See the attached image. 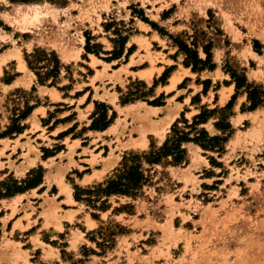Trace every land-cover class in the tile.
Segmentation results:
<instances>
[{
	"label": "rangeland",
	"instance_id": "rangeland-1",
	"mask_svg": "<svg viewBox=\"0 0 264 264\" xmlns=\"http://www.w3.org/2000/svg\"><path fill=\"white\" fill-rule=\"evenodd\" d=\"M157 1L39 0L34 3L13 4L9 0H0V133L6 132L19 114L34 105L35 100L47 104L46 100H59V96L64 100H72L77 95L85 94L88 100H94L96 105L90 125L105 113L106 119H109L112 113L108 109L113 112L118 110L123 115L122 120L116 121L113 127L115 145L110 143L107 148L108 159L116 162L113 167H104L105 174L89 178L81 185H77L74 180L76 174L84 171H71L66 175L67 186H59L60 193L68 195L69 187L73 196L74 185L84 188L102 182L111 175L125 154L147 151L150 143L160 146L171 125L180 118L182 110L185 111L188 107L189 100L197 101L196 105L187 110L190 113L184 114L189 121L199 113L200 107L213 109L211 103L217 96V88L229 84L234 86L230 75L225 73L228 67L237 69L238 72L243 70L248 82L264 88V79L262 83L254 81L256 76L252 69H256L255 63L249 59L251 51L262 54L264 47V0H183L180 3L175 0L178 3L168 8H163ZM33 15L36 16L34 20ZM143 18L177 38L178 42H185L190 48L194 37L198 57L202 60L205 58L202 47L210 43L214 72L205 70L191 75L178 86L181 90L173 100H165L166 95L159 91L160 85L165 83L169 71L175 65L184 66L185 55L178 51V47L168 36L159 34ZM131 22L147 24L162 38L159 43L150 44L142 38L136 42L143 51L141 57L148 61L145 65L154 67L160 61L161 64H169V67L150 83L130 77L124 84H110L113 91L110 95L104 80L100 78V82L95 84V79L99 77L92 75L97 64H102L101 61L107 62L106 58H110V53L117 59L122 56L125 58L127 52L123 46L121 53L118 34L126 37L130 33L145 35L143 27L138 30ZM86 38L90 46H95L90 51L97 56L85 52ZM34 50H42L46 54L54 52L60 63L56 78H48L43 84L38 82L35 73L28 68L25 61L26 56L33 54ZM165 52L168 53V58L163 55ZM25 65L27 70L23 67ZM48 65L45 61L38 64L39 67ZM20 71L23 77L16 83L19 87L9 91L4 84L21 74ZM45 72L46 70L39 71L41 77ZM140 77L147 79L141 74ZM31 80L33 84L26 88ZM146 81L149 82L150 79ZM204 82L208 85L206 92L203 91ZM142 84L145 85L144 92L154 85L153 96L129 102L127 104L137 102L138 107H130L127 112L121 111L120 99L129 92H134L136 88L141 90ZM115 93L119 98L116 104ZM160 94L164 96L162 106L166 104V107L158 114L152 112L153 115H147L143 111L149 105L146 101L150 102ZM244 95L246 94H239L235 100H241L240 97ZM183 97L188 100L185 105L174 104V101ZM224 98L222 94V99ZM247 107L248 103L243 102L232 109L229 122L233 134L224 144L221 154L203 152L197 145L192 146L189 143L185 145L187 164L168 166L165 169L157 166L156 174L152 177V186L144 187L142 195L132 201L131 215L120 213L110 216L112 209L119 205L112 197L111 208L100 213V220L94 226L88 221L89 218L92 219V210L87 209L83 203L76 206L61 204L60 208L54 205L53 208L43 211L42 216L45 218L50 212L56 227H59L61 220L71 219L69 215H60L65 214L63 210L74 208L79 211L76 219L58 234L53 229L41 228L37 224V216L33 215L36 225L23 235L12 234L11 239L17 241V246L21 247L18 241L24 243L26 239L23 236L30 234V242L42 247L32 249L30 257L19 264H69L70 259L86 260L85 264H220L218 260L229 251L244 252L242 254L251 259V264H264V105L258 107H262V111L254 115H239L246 112ZM179 108L182 110L175 119V114L169 119V113L166 119L163 118L164 111L173 110L176 113ZM53 116L54 114H50V117L42 121L49 124ZM113 122L114 120L111 124ZM213 122L215 120L211 118L200 127L205 128L210 135L218 134ZM27 124L20 122V126L25 125V129ZM30 127L33 131L39 128L35 119L30 120ZM119 127L122 128L120 132L117 131ZM127 127L129 130H126ZM46 130L41 129L40 137L43 139L46 138ZM14 134L16 133L5 138L13 137ZM30 135L31 133L23 138L24 143L16 140L10 154L5 155L2 150L0 153V183H10L9 180L17 181L18 185L25 180L35 183L40 181L37 169L42 168L41 184L45 182L49 188L47 187L43 199L36 197L34 191H29L38 188L37 193L40 194L45 189L41 184L25 191L30 192L24 207L29 209V214L25 215L27 222L32 213L42 209L39 204L41 201L45 199L46 202L54 204L59 200L56 187L49 186L50 180L45 174L48 167L36 165L23 174L26 168L22 166L19 170L16 166L17 162L27 160L30 154L44 158L45 151L51 152L60 145L52 142L51 146H45L42 139L30 138ZM10 144L11 142L5 141L4 148ZM211 157L215 163H211ZM161 171L164 173L161 174ZM0 192H4L2 185ZM129 201L126 198L119 199L120 204ZM4 207L6 204L0 203V212H3ZM48 224L46 218L45 225ZM116 225L123 229V233L115 236L113 249L104 250L102 253L89 238L100 242L97 235L99 226H109L111 231L118 233ZM88 233L91 235L87 236ZM29 247L32 246L28 243L23 245V248ZM83 247L94 250L97 254L85 258ZM61 250L66 252V257H61ZM19 259L15 258L12 264H18ZM0 264L5 263L0 261Z\"/></svg>",
	"mask_w": 264,
	"mask_h": 264
},
{
	"label": "crops",
	"instance_id": "crops-1",
	"mask_svg": "<svg viewBox=\"0 0 264 264\" xmlns=\"http://www.w3.org/2000/svg\"><path fill=\"white\" fill-rule=\"evenodd\" d=\"M181 1L183 0H178L179 3ZM176 2L177 1L175 0L157 1V3L162 4L163 8L172 7L173 5H175ZM131 24L135 26V28L138 30L140 27H143L145 29V35L138 33L132 35L130 33L127 35V40L124 44V50L125 52H127L126 49H128L130 46H134V49L132 50L131 54L128 55L127 58H124L122 56V58L120 57L119 59H115L110 62L101 61L102 64H97V69H95V73L92 75V77H96V76L99 77L95 79V84H98V82H100V78L104 80L106 84V88L110 95L113 93L111 87L109 86L110 84L112 85H120L121 83L124 84L125 81H128V78L130 77L133 79L142 80L145 83H150L154 79L159 77L167 67H169V64L166 63L161 64L162 62L160 61H157L154 67H151L150 65H145L146 63H148V61L142 58L143 51L136 42L138 40H141L142 38V39H146V41H148V43L150 44L151 42L159 43V41H162V38L156 31H153L147 24L143 22H133V23L131 22ZM155 53H157V51H155ZM167 54L168 53L166 52L163 53V55H165L166 57ZM249 59L253 61V63H255L256 69L251 68L252 72L256 76L254 81L257 83H262L264 79L263 77L264 47L262 49V54H257L251 51V56ZM172 63L175 64L174 61H172ZM112 66L114 68H112ZM23 67L26 68L27 70L26 65ZM214 70L207 72L213 73ZM20 72L21 74L19 73V75L14 77V79L11 80L9 83L4 84V86L7 87L9 91L15 90L16 88L19 87V85H17L16 83L23 77L22 71ZM1 74H2V68H1ZM140 74L142 76L147 77V79H150V81L147 82L146 81L147 79L145 80L142 77H140ZM195 74L197 73L191 72L190 68L175 65L169 71V75L166 78L165 83L160 85L159 91L166 95L165 100L167 101L173 100L176 96V93L181 90L178 86L183 82V80ZM32 84L33 81L31 80L26 88H30ZM46 89L49 90L50 88L46 87ZM216 92H217V96L214 100H212L211 106L224 107L230 101L231 94L234 93V86L229 84L221 88H217ZM56 93L59 95L58 91H56ZM115 94L116 95L114 99L115 100L114 104H116L119 100L118 94L117 93ZM222 94L223 97H225L224 99H222ZM240 98L241 100H234L232 109H234V106L239 107L243 102L246 103V95L241 96ZM186 99H187L186 97H183L181 100L174 101V104L183 106L185 105V101H188ZM93 101L94 100H88L85 94L77 95L72 100H64L63 97L61 98L59 96V100H46L47 104L40 103L38 100H35V102L33 103L34 107L32 108L30 114L27 116L25 121L23 120V123H28L27 124L28 127H26V129L23 130L22 133L14 134L13 137L0 138V153L2 150L3 153H5V155L10 154L9 152L12 151V148L14 147L13 144L15 143L16 140L24 143L23 138L29 135V133H31V135L29 136L30 138L32 137L39 140L42 139V144L45 146H51L52 142H58L60 144L59 146L63 148L52 156L41 158L40 155L36 156L30 154L28 155L27 160L17 162L16 166L18 167L19 170H21L22 166L26 168L23 174H25L29 169L35 167L36 165H41L44 168L48 167V170L47 169L45 170V174L48 175V178L50 180L49 186L52 187L54 185L56 187L57 189L56 196H59V200L55 201L54 204H52L50 201L46 202L45 199L41 201L39 204L42 206V209L36 210V213L35 212L32 213L29 222H27L25 215L29 214L28 211L29 209H25L24 207L26 206L25 201L27 197L28 196L30 197V192L19 193L8 198L0 199V203L3 202L6 204V207H4V210L2 212V216L0 217V261L2 263L12 264L15 258L19 257L20 258L18 260V264H19L20 262H22L23 259L25 258L28 259L30 257L29 253L31 252L32 249H40L42 247L38 244H33L32 242H30V239H32L30 234L27 236L26 235L23 236L26 239L24 243H20V241H18L19 244L22 245L21 247L17 246V241L11 239L12 234L23 235V233L27 232L29 229L31 230L34 227V225H36V222L34 223L33 215L37 216L38 219L37 224H40L41 228L53 229V231L57 234L61 233L64 227H67L69 224H71L74 221V219H76L79 211H77L74 208L63 210L65 214H60V215L61 216L69 215L71 219L61 220L59 227L54 226L50 217L51 215L50 212L46 214L45 218L44 216H42L43 211L53 208L54 205H58L60 208L61 204L67 206H71V205L76 206L78 204V202H76L73 199L71 189L69 187L68 189L70 193L68 195H66L63 192L61 193L59 192V186L61 185L67 186V184H65V180H66V175H68L69 172L79 169H82L84 171L79 175L76 174L74 180V182L77 185H81L82 182L88 180L89 178H93L95 176L105 174L106 171L103 168L109 166V169H111L113 165L116 163L108 159L109 152L107 148H109L108 145L110 143H112V146L115 145V141H114L115 135L113 134L114 132L113 127L116 125V121L122 120L123 115L118 110H114L115 113L117 114V118L114 119L113 124L109 125L105 130L89 129V125L91 123V116L95 109V105ZM187 106L188 107L186 108V110H188L190 107L193 106L191 105V100H189V104ZM130 107H138L137 102L131 104L119 105L120 110L123 112H127L128 109H130ZM164 107H166V104L164 106L146 105V108H144L143 111L147 115H153V113L155 112L156 114L161 112V110ZM261 109L262 107L252 111L239 113V115H241L242 117L245 116L247 117L248 115H254L256 112L262 111ZM108 110L110 111V113H112L110 109ZM181 110L182 109L179 108L176 113L173 110H171L170 112H168V110L167 112L164 111L165 116L163 118H165L166 115L169 113L167 115L169 119H171L172 115L174 114H175L174 116L175 119L179 115ZM182 111L184 112V114L190 113V111L187 112L184 110ZM194 111L197 112L195 109ZM50 114H54V116L52 117L53 118L52 121L49 124L43 122L42 120L47 117H50ZM31 119H35L36 124L39 126V128L35 129L34 131L33 129H31V127L29 128ZM151 120L154 121L153 119ZM42 128L47 129L44 133L46 136V138L44 139L40 137ZM121 130H122L121 127L117 129L118 132H120ZM126 130H129V127H127ZM5 141L11 142V144L7 148H4ZM192 146L195 145L192 144ZM112 148L113 147H111V150ZM5 167L6 165L4 166V168ZM40 186H44L45 188L44 191L41 192L40 194L37 193L38 188L31 189L29 191H34L36 193V197H38L39 199H43L44 194L49 187L45 184V182H43V184H41ZM0 211L2 210L0 209ZM46 218H47V222H49L47 226L45 225ZM88 221L92 222L94 226L97 225L96 220L89 218ZM25 243L30 244L32 247L23 248V245Z\"/></svg>",
	"mask_w": 264,
	"mask_h": 264
},
{
	"label": "trees",
	"instance_id": "trees-1",
	"mask_svg": "<svg viewBox=\"0 0 264 264\" xmlns=\"http://www.w3.org/2000/svg\"><path fill=\"white\" fill-rule=\"evenodd\" d=\"M39 0H9L10 3H34ZM145 23L149 24L154 30L158 31L162 36H168L175 45L178 47V51L182 52L185 55L183 65L186 68H190L193 73H201L205 70L212 71L215 69V65L211 60V45L210 43L202 47V52L205 55V58L202 60L198 57L197 45L195 38L191 42L190 48L185 42L177 41V38H173L167 32L162 29H159L158 26L152 22H149L145 18L142 19ZM106 28V26H105ZM120 49L122 53V48L127 40L126 35L121 36L118 34ZM90 48H95V46H90L88 38H86L84 50L86 53H93L97 56L95 52H91ZM133 46L130 47L126 53L125 58L131 54ZM109 54V53H105ZM110 58H106L107 62L117 59L113 57L110 53ZM27 66L32 70L40 84H43L48 78H56L59 73L60 63L58 58L51 52L46 54L42 50H34L33 54L26 56L25 59ZM45 61L48 66H38L39 62ZM51 68V69H49ZM46 70L43 77L39 74V71ZM225 73L230 75L231 83L234 84V94L232 95L230 101L224 107L215 106L213 109L208 110L207 106H202L199 108V113L194 115L189 121L184 117V112L181 113L180 118L175 120L171 125L170 131L167 134L165 140L160 146H155L153 143H150L149 149L141 153H127L125 154L118 166L112 171L111 175L108 176L105 180L100 183H95L91 186H86L81 188L77 185L73 186L74 194L73 198L78 203H83L87 209L92 210L91 217L92 219L99 221L100 213L106 212L111 208L110 198H115V203L119 204L118 207L112 209L110 216L118 215L120 213H126L131 215L133 212L132 201L136 200L139 196L142 195L143 188L147 186H152V177L156 174V167L160 166L162 169H165L168 166L178 167L181 165L187 164V151L185 148L186 144L192 143L197 145L203 152H216L221 154L224 150V144L233 134V128L229 122V118L232 116V106L233 102L239 94H246V103H248L247 111L255 110L256 108L264 105V88L260 85L250 83L247 81L244 71L240 72L237 69H231L228 67L225 69ZM186 81V80H185ZM206 83L209 82L206 81ZM203 83V91L206 92L208 85ZM53 85L52 83L50 84ZM154 85L147 91L144 92L145 85H141V90L135 89L134 92H129L126 97L121 98V104H127L135 100H145L148 97L153 96ZM164 96L160 94L158 97L154 98L152 101H146L149 105L153 106H162ZM197 101L194 99L191 100V105H196ZM96 105V104H95ZM30 106L26 108L25 112H22L17 116L13 121L11 127L7 128L6 132L0 133V138H5L10 136L13 133H22L25 129V125L20 126V122L25 120L30 114L32 108ZM187 112V110H185ZM213 118L214 129L218 134L210 135L209 132L200 126L207 124V122ZM115 119V112L112 111V114L109 119H106V113L98 120H93L92 124L89 126V129L95 130H105ZM63 149L61 146L55 148L53 151L44 152V156H52L56 152H59ZM54 152V153H53ZM211 163H215V160L211 157L209 158ZM38 172L40 173V181L35 183L30 182L29 180L22 181L20 185L15 180H9L10 183L2 182L0 185L4 187V192H0V199L11 197L15 194L23 193L28 189L35 188L41 184L42 178V168L39 167ZM164 172L161 171V174ZM22 185H24L22 187ZM126 198L129 199V202L125 204H120L119 199ZM2 212H0V217ZM101 225L102 222H100ZM115 228L119 229L118 233L111 231V228L107 226H99L97 235L100 238V242H97L95 239L89 238L91 242H94L102 253L104 250H111L115 245V236L117 234L123 233L122 228L118 225ZM91 235L90 233L87 234ZM64 248V246H62ZM84 257L88 255H96L97 253L94 250H88L83 247ZM67 254L64 250H61V257H66ZM70 259V257H68ZM69 264H85L86 260H69Z\"/></svg>",
	"mask_w": 264,
	"mask_h": 264
},
{
	"label": "bare ground",
	"instance_id": "bare-ground-1",
	"mask_svg": "<svg viewBox=\"0 0 264 264\" xmlns=\"http://www.w3.org/2000/svg\"><path fill=\"white\" fill-rule=\"evenodd\" d=\"M29 6L36 7L37 5H29ZM34 19H36V16L33 15L32 20H34ZM24 20H26V18ZM251 243H253V242H251ZM242 253H244V252L240 253L239 251H232V252L229 251L227 254H224V256L221 257V259H219L218 261L220 264H251V259L249 257L245 256L244 255L245 253L244 254H242Z\"/></svg>",
	"mask_w": 264,
	"mask_h": 264
}]
</instances>
